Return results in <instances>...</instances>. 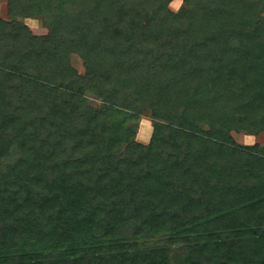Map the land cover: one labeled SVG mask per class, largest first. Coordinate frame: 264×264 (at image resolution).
I'll return each instance as SVG.
<instances>
[{
  "label": "trees",
  "instance_id": "obj_1",
  "mask_svg": "<svg viewBox=\"0 0 264 264\" xmlns=\"http://www.w3.org/2000/svg\"><path fill=\"white\" fill-rule=\"evenodd\" d=\"M170 1L8 0L0 264H264V0Z\"/></svg>",
  "mask_w": 264,
  "mask_h": 264
},
{
  "label": "rangeland",
  "instance_id": "obj_2",
  "mask_svg": "<svg viewBox=\"0 0 264 264\" xmlns=\"http://www.w3.org/2000/svg\"><path fill=\"white\" fill-rule=\"evenodd\" d=\"M169 7L172 11L182 14L186 10V4L184 0H171ZM259 20H264V9L258 13ZM0 19L8 21H17L20 24L25 25L33 35L44 36L49 33L50 20L46 18L41 13L31 14L29 16H12L9 13L8 0H0ZM70 63L75 67L80 73L85 72V66L83 64L82 58L75 53H72L70 56ZM65 97H68V93H63ZM86 103L89 106L98 108L101 105L99 98L92 94H87L85 96ZM131 125L137 127V136L136 139L143 143H147L152 134V116L149 111H145L140 116L136 117L134 121L131 122ZM201 128L204 131H209L211 126L208 124H203ZM233 138L240 145L252 146L256 143H260L264 146V134L255 135L254 133H236L232 132ZM148 248H162L168 247L172 248L171 244L161 243L160 240H154L149 242Z\"/></svg>",
  "mask_w": 264,
  "mask_h": 264
}]
</instances>
